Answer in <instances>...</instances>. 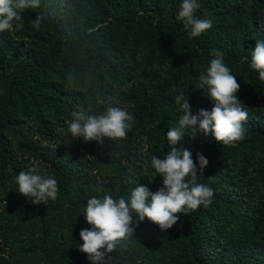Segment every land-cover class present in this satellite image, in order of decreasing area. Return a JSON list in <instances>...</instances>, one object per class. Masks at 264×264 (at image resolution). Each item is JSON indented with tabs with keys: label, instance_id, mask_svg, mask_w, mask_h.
<instances>
[{
	"label": "trees",
	"instance_id": "1",
	"mask_svg": "<svg viewBox=\"0 0 264 264\" xmlns=\"http://www.w3.org/2000/svg\"><path fill=\"white\" fill-rule=\"evenodd\" d=\"M181 4L40 0L21 13L22 29L0 32V264H91L79 250L81 229L92 227L87 199L99 185L114 198L137 183L162 186L151 158L172 147L167 132L182 115L175 95L189 96L193 114L214 106L196 86L213 49L240 84L245 138L225 146L187 130L176 147L208 159L196 182L214 190L211 204L181 212L167 230L133 223L105 264H264V80L250 67L264 41V0H198L196 16L213 26L191 39ZM116 99L134 117L126 139L72 137V112H101ZM33 160L57 180L55 201L19 194L15 177Z\"/></svg>",
	"mask_w": 264,
	"mask_h": 264
},
{
	"label": "clouds",
	"instance_id": "2",
	"mask_svg": "<svg viewBox=\"0 0 264 264\" xmlns=\"http://www.w3.org/2000/svg\"><path fill=\"white\" fill-rule=\"evenodd\" d=\"M40 0H0V32L18 31L23 28L21 13L27 8L39 5ZM198 0H182L177 19L183 21L189 29V38L198 37L213 25L210 19L196 16ZM36 29L40 26V17L32 21ZM212 59L206 74H201L198 88L205 90L212 100L211 110L200 109L197 114L191 111L189 96L183 91L175 95L177 111L182 112L178 126L167 132V143L172 147L164 159L156 155L151 158V166L163 178L162 186L155 192L139 183L132 189L130 197L114 198L102 185L94 188L97 195L87 199L85 219L91 229H81L83 244L79 250L87 254L91 264H105L106 256L113 252L117 242L126 239L134 232L131 226L147 218L157 224L161 230L170 229L179 219L181 212L196 210L201 205L207 207L212 202L214 190L207 184L197 183V174L203 173L208 159L197 153V161L186 148L176 147L181 143L187 130L190 136L197 132L211 133L217 142L225 146L245 138L243 124L248 112L241 104L237 93L240 84L224 63L223 54L216 49L211 52ZM250 67L264 80V41H256L251 52ZM73 119L69 132L74 138L85 142L96 141L100 144L107 138L119 141L127 138L134 117L116 102L101 112L79 110L72 112ZM146 139V138H145ZM41 162L32 161L27 171H20L15 177L19 194L29 198L33 204H47L55 201L59 194L58 182L52 176L41 172Z\"/></svg>",
	"mask_w": 264,
	"mask_h": 264
}]
</instances>
